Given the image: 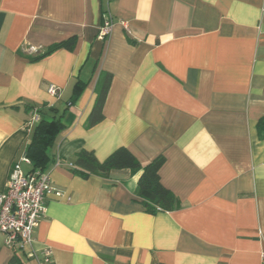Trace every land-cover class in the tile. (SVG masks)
Wrapping results in <instances>:
<instances>
[{
  "label": "crops",
  "instance_id": "crops-1",
  "mask_svg": "<svg viewBox=\"0 0 264 264\" xmlns=\"http://www.w3.org/2000/svg\"><path fill=\"white\" fill-rule=\"evenodd\" d=\"M105 12L115 25L101 39ZM106 73L104 119L87 127ZM44 105L63 116L44 169L63 195L28 246L0 236V264H264V0H0V192ZM123 146L142 164L166 158L179 209L148 213L139 173L70 169L81 149L103 161Z\"/></svg>",
  "mask_w": 264,
  "mask_h": 264
},
{
  "label": "trees",
  "instance_id": "trees-1",
  "mask_svg": "<svg viewBox=\"0 0 264 264\" xmlns=\"http://www.w3.org/2000/svg\"><path fill=\"white\" fill-rule=\"evenodd\" d=\"M76 44V38L61 41L40 52L32 58L39 60L54 51L65 48L73 50ZM112 81V74L106 73L102 81L96 88V101L93 109L87 119V127H92L104 119L103 108L107 94ZM84 83L77 82L73 95L71 97L74 103L83 91ZM35 106L28 105L27 110H32ZM52 112L49 115L44 109ZM40 114V120L36 123L32 137L26 149L27 156L31 159L33 166L36 168L46 169L51 161L50 149L54 146L55 141L64 128L63 116L59 115L58 110L46 105L36 108ZM259 137L264 138V116L257 123ZM163 155L154 160L142 164L138 158L127 148L120 147L111 153L105 160L97 158L93 151L81 149L74 155L73 166L70 168L72 173L83 178L91 175L108 176L114 170L128 169L133 174H140L136 189V195L139 201L150 214L158 212L174 211L181 207L180 199L161 182L160 169L165 162ZM11 264H22L18 258H13ZM49 264V263H48ZM51 264V263H50Z\"/></svg>",
  "mask_w": 264,
  "mask_h": 264
},
{
  "label": "built area",
  "instance_id": "built-area-1",
  "mask_svg": "<svg viewBox=\"0 0 264 264\" xmlns=\"http://www.w3.org/2000/svg\"><path fill=\"white\" fill-rule=\"evenodd\" d=\"M114 25L112 15L105 12L98 37L106 39L110 36ZM49 92L58 94L54 85L49 87ZM39 120L40 114L35 111L25 123L26 129L32 130ZM22 161L29 165L28 170L22 168ZM57 164H61L60 159H57ZM52 195L60 197L63 192L54 184L51 174L34 167L27 154L21 156L10 171L5 190L0 192V236H4L6 246L13 248L18 244L24 248L32 243L36 229L46 216ZM49 262L50 256L46 254L41 263Z\"/></svg>",
  "mask_w": 264,
  "mask_h": 264
}]
</instances>
